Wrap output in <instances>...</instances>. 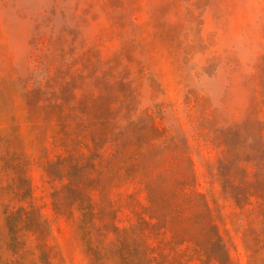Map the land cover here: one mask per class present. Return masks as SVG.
Listing matches in <instances>:
<instances>
[{"label":"rangeland","instance_id":"rangeland-1","mask_svg":"<svg viewBox=\"0 0 264 264\" xmlns=\"http://www.w3.org/2000/svg\"><path fill=\"white\" fill-rule=\"evenodd\" d=\"M0 264H264V0H0Z\"/></svg>","mask_w":264,"mask_h":264}]
</instances>
